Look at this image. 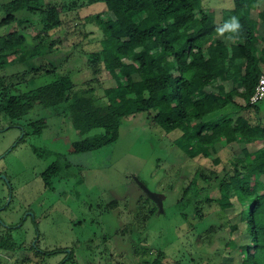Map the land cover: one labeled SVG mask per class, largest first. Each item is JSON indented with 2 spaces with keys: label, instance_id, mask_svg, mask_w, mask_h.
Masks as SVG:
<instances>
[{
  "label": "trees",
  "instance_id": "obj_1",
  "mask_svg": "<svg viewBox=\"0 0 264 264\" xmlns=\"http://www.w3.org/2000/svg\"><path fill=\"white\" fill-rule=\"evenodd\" d=\"M226 1L228 5L223 1L218 5L219 21L215 20L214 8H204L202 0H75L71 4L57 0L3 1L0 29L15 25L38 31L28 47H9L8 34L0 35V63L5 67L21 63V57L27 58L24 54L29 52L30 58L46 59L48 68L39 65L28 71H41V76L55 73L60 62L49 56L62 43L58 31L65 29L63 12L89 10L76 19V26H94L101 36L93 43H81L83 52L92 55L87 61L92 77L83 83L84 88L78 87L69 74H56L50 82L19 91V73L1 76L0 120L10 128L34 107H40L64 112L75 130H101L73 142V153L97 150L117 141L126 115H143L165 133L178 130L173 140L187 158L210 159L222 167L218 170L214 168L216 163L213 167L198 164L190 179L181 182L182 192L175 207L179 212L189 209L199 219L203 205L215 204L223 211L237 209V222L230 226L229 233L241 230L247 241L243 250L231 239L226 248L237 251L240 264H264V123L258 117V104L249 103L262 73L256 66L259 58L264 59V0ZM94 5L95 9H88ZM232 17L241 25L235 32L225 28ZM221 28L223 35L218 33ZM221 48L225 56L215 54ZM107 80L113 92L108 95L106 88L103 95L98 94ZM230 105L237 108L236 113L253 111L256 119L246 116V125H240L234 124L232 115L212 125L206 123L212 114ZM25 127L28 132L24 131L20 140L40 135L45 120H30ZM222 144L252 145L254 149L242 148L241 158L234 155L223 161L218 150ZM58 162L56 157L41 173L45 186L57 176ZM232 179L238 181L227 188ZM156 211L154 204L148 215ZM14 229L0 224V251L12 253L23 246L14 241ZM212 232L215 229L205 231L206 235ZM29 249L38 255L48 254L31 244ZM70 259L71 253L66 254L57 264H69ZM161 260L158 255L150 263L162 264Z\"/></svg>",
  "mask_w": 264,
  "mask_h": 264
},
{
  "label": "rangeland",
  "instance_id": "obj_2",
  "mask_svg": "<svg viewBox=\"0 0 264 264\" xmlns=\"http://www.w3.org/2000/svg\"><path fill=\"white\" fill-rule=\"evenodd\" d=\"M57 1L71 4L75 0ZM221 1L228 3L202 0L204 8H214L216 21L221 18L218 8ZM88 13L89 10L62 13L65 29L58 31L63 36L62 43L49 56L50 60L60 62L55 73L41 76V71H28L39 65L48 68V62L30 58L27 52L24 54L27 58L22 56L19 64L5 67L1 62L0 77L19 73V91L50 82L56 74H69L78 87H86L83 83L92 77L87 65L92 55L83 52L81 43H93L101 36L94 26H76V19ZM2 14L0 8V17ZM3 34H8L9 47H28L38 31L30 26L20 29L9 25L0 29V35ZM119 36L124 39L123 34ZM91 46H85V50ZM215 54L225 56L226 51L221 48ZM103 57L114 65L107 53H103ZM136 60L139 61L138 56ZM258 63L264 66L262 58ZM110 86L107 80L98 94L103 95L106 88L105 93L111 94ZM258 107L261 112L264 110V100ZM236 111L237 108L230 105L212 114L206 123L212 125L234 115V124L246 125L247 115ZM40 118L45 120L42 133L20 140L23 132H28L26 127L23 129L24 124ZM7 125L0 120V224L15 228L13 239L23 246L12 253L0 251V264H57L70 253L69 264H151L158 255L162 257V264H240L237 251L226 248L230 239L240 250L247 241L241 230L229 233L230 226L237 222V209L223 211L215 204L203 205V216L199 219L189 209V212H179L175 207L182 192L181 182L190 179L198 164L213 167L216 163L202 157L187 158L183 148L173 140L178 130L165 133L143 115H126L117 141L97 150L73 153V142L101 130H75L64 112L40 107H34L12 127L7 128ZM242 148L254 149L252 145L243 144L218 146L223 161L234 155L241 158ZM56 157L59 161L57 176L45 186L41 173ZM221 167L222 164H217L214 168L220 170ZM134 177L151 192L165 196L163 213L156 211L148 215L154 203L136 185ZM237 181L232 179L226 187H233ZM207 229H215V232L206 235ZM197 236L200 238L196 241ZM30 244L48 254L38 255L29 249Z\"/></svg>",
  "mask_w": 264,
  "mask_h": 264
},
{
  "label": "water",
  "instance_id": "obj_3",
  "mask_svg": "<svg viewBox=\"0 0 264 264\" xmlns=\"http://www.w3.org/2000/svg\"><path fill=\"white\" fill-rule=\"evenodd\" d=\"M133 180L141 189L143 194L155 204L157 208V214L163 213V201L165 196L163 194L151 192L137 177H134Z\"/></svg>",
  "mask_w": 264,
  "mask_h": 264
},
{
  "label": "built area",
  "instance_id": "obj_4",
  "mask_svg": "<svg viewBox=\"0 0 264 264\" xmlns=\"http://www.w3.org/2000/svg\"><path fill=\"white\" fill-rule=\"evenodd\" d=\"M264 100V74L260 73L252 94L249 97V103L254 105Z\"/></svg>",
  "mask_w": 264,
  "mask_h": 264
},
{
  "label": "clouds",
  "instance_id": "obj_5",
  "mask_svg": "<svg viewBox=\"0 0 264 264\" xmlns=\"http://www.w3.org/2000/svg\"><path fill=\"white\" fill-rule=\"evenodd\" d=\"M240 27L241 25L239 24V21L236 17H232L230 23L225 25V28H228L233 32L238 31ZM223 32H224V28L218 29V33L220 35H223Z\"/></svg>",
  "mask_w": 264,
  "mask_h": 264
},
{
  "label": "crops",
  "instance_id": "obj_6",
  "mask_svg": "<svg viewBox=\"0 0 264 264\" xmlns=\"http://www.w3.org/2000/svg\"><path fill=\"white\" fill-rule=\"evenodd\" d=\"M263 59V58H262ZM264 61V59H263ZM257 69H259L263 74H264V66H260V63L256 66ZM247 117H251V120L253 119V117L256 119V114L254 115V112L253 111H248L246 113ZM258 117L262 119L263 123H264V110L261 112L260 108H259V111H258ZM247 118V119H249ZM253 121H256V120H253Z\"/></svg>",
  "mask_w": 264,
  "mask_h": 264
},
{
  "label": "flooded vegetation",
  "instance_id": "obj_7",
  "mask_svg": "<svg viewBox=\"0 0 264 264\" xmlns=\"http://www.w3.org/2000/svg\"><path fill=\"white\" fill-rule=\"evenodd\" d=\"M66 258V257H65Z\"/></svg>",
  "mask_w": 264,
  "mask_h": 264
}]
</instances>
